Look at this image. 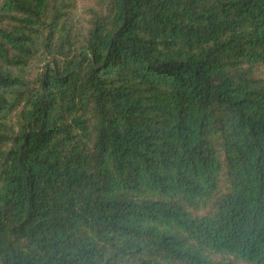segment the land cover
I'll list each match as a JSON object with an SVG mask.
<instances>
[{"label": "trees", "instance_id": "1", "mask_svg": "<svg viewBox=\"0 0 264 264\" xmlns=\"http://www.w3.org/2000/svg\"><path fill=\"white\" fill-rule=\"evenodd\" d=\"M0 264H264V0H0Z\"/></svg>", "mask_w": 264, "mask_h": 264}]
</instances>
